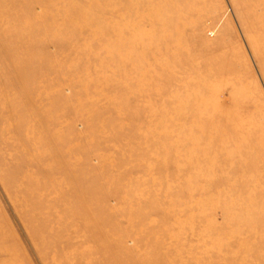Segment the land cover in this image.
I'll list each match as a JSON object with an SVG mask.
<instances>
[{
    "label": "rangeland",
    "instance_id": "obj_1",
    "mask_svg": "<svg viewBox=\"0 0 264 264\" xmlns=\"http://www.w3.org/2000/svg\"><path fill=\"white\" fill-rule=\"evenodd\" d=\"M262 224L264 0H0V264H264Z\"/></svg>",
    "mask_w": 264,
    "mask_h": 264
},
{
    "label": "bare ground",
    "instance_id": "obj_2",
    "mask_svg": "<svg viewBox=\"0 0 264 264\" xmlns=\"http://www.w3.org/2000/svg\"><path fill=\"white\" fill-rule=\"evenodd\" d=\"M154 10H155V9H154ZM152 11H153V9H151L150 12H152ZM155 11H156V10H155ZM155 11H154V12H155ZM148 14H151V13H148ZM151 16H152V15H151ZM158 21H159V20H158ZM161 22H162V21H161ZM162 24H163L162 27H165L164 25H165V24H168V23H162ZM136 25H137V24H136ZM169 25H170V24H169ZM132 26H133V25H132ZM137 26H138V25H137ZM135 30H136V29H135ZM117 31H119V30H117ZM120 31H122V30H120ZM141 31H142V30H141ZM122 32H123V31H122ZM143 33H144V32H141V34H143ZM117 34H118V33H117ZM140 36H141V35H140ZM133 37H134V36H132V39H133ZM136 37L138 38V36H136ZM116 38H117V37H116ZM130 38H131V37H129V39H130ZM139 38H140V37H139ZM139 38H138V39H139ZM118 39H119V38H118ZM118 39H117V40H118ZM138 39H137V40H138ZM141 39H142V38H141ZM130 40H131V39H130ZM134 40H136L135 37H134ZM116 44H117V43H116ZM127 44H128V43H127ZM129 44H130V43H129ZM124 45H125V44H124ZM116 46H117V45H116ZM121 46H123V45H120V47H121ZM159 48H160V46L158 47V49H159ZM167 48H168V47H167ZM116 50H117V48H116ZM128 50H130V49H128ZM160 50H162V49H160ZM166 51H167V50H166ZM164 53H165V51H164ZM164 53H163V54H164ZM164 55H165V54H164ZM193 56H194V55H193ZM126 57H127V56H126ZM22 64H23V66H25L24 68H26L27 64H26L25 62H23ZM147 82H148V81H147ZM212 113H213V112H212ZM220 117H221V119L224 118L223 115H221ZM235 126L238 128L237 125H235ZM73 178H74V180H75V177H73ZM78 198H79V197H78ZM79 199H80V198H79ZM15 201H17V200H15ZM18 202H22V201L19 200ZM255 218H256V220H255L254 218H253V220H255V221L259 220V216L255 217ZM262 225H264V224H262ZM93 230H96V229H93ZM91 231H92V229H91ZM33 234H35V233H33ZM35 235H36V234H35ZM38 236H40V234H38ZM102 245H104V242H101V243H100V246H102ZM240 246H241V245H240ZM243 249H245V247H244ZM74 257H75L74 260H75V259H78L77 256H74ZM246 257H247V256H246ZM104 258H105V257H104ZM51 259H52V258H51ZM103 261H104V260H103ZM70 263H71V262H70Z\"/></svg>",
    "mask_w": 264,
    "mask_h": 264
}]
</instances>
